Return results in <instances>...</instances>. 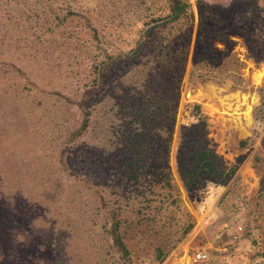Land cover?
I'll list each match as a JSON object with an SVG mask.
<instances>
[{"label": "rangeland", "instance_id": "1", "mask_svg": "<svg viewBox=\"0 0 264 264\" xmlns=\"http://www.w3.org/2000/svg\"><path fill=\"white\" fill-rule=\"evenodd\" d=\"M189 4L169 22L170 0H0V264H127L111 217L130 264H264V13L198 31ZM193 105L236 171L187 193Z\"/></svg>", "mask_w": 264, "mask_h": 264}, {"label": "trees", "instance_id": "2", "mask_svg": "<svg viewBox=\"0 0 264 264\" xmlns=\"http://www.w3.org/2000/svg\"><path fill=\"white\" fill-rule=\"evenodd\" d=\"M171 2V14L169 15L167 21L169 22H177L181 18H187V16H190V18L193 20V13L190 9L189 0H170ZM252 4L251 10L253 12H264V8H261L258 6L257 0H250L248 1ZM195 5L198 9V31L202 29L206 24H210L209 18L207 17L208 14L216 13L220 10L227 11L228 8L223 7L219 4H209L207 2H204L202 0L195 1ZM218 15V14H217ZM160 26V25H159ZM157 26V27H159ZM157 27H150L147 31L149 33L153 32L155 28ZM146 31V32H147ZM201 39L203 40V34L201 32ZM148 36L145 38L142 37L140 39L141 42L138 43L136 47V52H140L143 48V45L146 43ZM135 52V51H134ZM203 53V50L200 52V54ZM207 56V54H205ZM205 61V56L202 57V55L199 56L198 60L194 61L192 64V70L190 72V79H193L194 76V69H196V65H201ZM236 63V61H235ZM236 66H242L241 63H236ZM260 91H264V87L260 89ZM264 105V100L261 101ZM193 116L198 118V121L195 124H189L187 126H181V129L178 134V143L181 144L182 140L191 142V144L194 146V163L193 167L190 169V172L186 176V180L183 178L182 174H179L180 179L182 180L183 186L187 193L191 191L190 186H193L195 184V180L198 178H201L202 176H206L207 178H210L214 183H217L221 186H225L228 181L234 176L236 171L235 165H230L229 167L224 163L221 157H219L217 154H215L213 149L208 148L210 141L207 140L206 136L208 134L207 124H206V116L202 114L199 105H193ZM264 114V113H263ZM264 116V115H263ZM247 119H249V113H246ZM172 120H175V117H172ZM255 124L264 125V118H256L254 120ZM166 146L169 147V142L166 140ZM144 171L146 172V175L153 174L152 172V166L150 163H147L143 166ZM164 179L165 183L169 185L167 182V177L165 175H162V178ZM119 221L114 220L112 217L110 219V227L107 231V235L112 238L113 245L116 248V250L120 254V258L122 261H125L127 264H130L129 262V251L127 250L125 244L122 241V236L120 235L119 230ZM194 223L193 221H190L188 225L183 228L182 233L180 237L178 238V242L181 240L183 236H186L190 230L193 228ZM177 242V241H176ZM174 247V245H173ZM164 256V253H162L160 247H157V259L162 260Z\"/></svg>", "mask_w": 264, "mask_h": 264}, {"label": "crops", "instance_id": "3", "mask_svg": "<svg viewBox=\"0 0 264 264\" xmlns=\"http://www.w3.org/2000/svg\"><path fill=\"white\" fill-rule=\"evenodd\" d=\"M191 1V0H190ZM192 1H197V0H192ZM204 2H207L209 4H219L223 7H226L228 8V12L229 13H232V9L234 7V5L237 3V2H240V1H243L245 2L247 5H249V12H247L246 14L247 15H251L253 16L254 14H257V13H264V12H253L251 10L252 8V4L248 1L250 0H202ZM257 3H258V6L261 7V8H264V0H257ZM235 18V17H234ZM236 19V18H235Z\"/></svg>", "mask_w": 264, "mask_h": 264}, {"label": "built area", "instance_id": "4", "mask_svg": "<svg viewBox=\"0 0 264 264\" xmlns=\"http://www.w3.org/2000/svg\"><path fill=\"white\" fill-rule=\"evenodd\" d=\"M207 259V256L204 251H198L194 255V261L196 263L204 262Z\"/></svg>", "mask_w": 264, "mask_h": 264}, {"label": "clouds", "instance_id": "5", "mask_svg": "<svg viewBox=\"0 0 264 264\" xmlns=\"http://www.w3.org/2000/svg\"><path fill=\"white\" fill-rule=\"evenodd\" d=\"M16 242H17V243H25V238H24V236H23V235H18V236L16 237Z\"/></svg>", "mask_w": 264, "mask_h": 264}]
</instances>
